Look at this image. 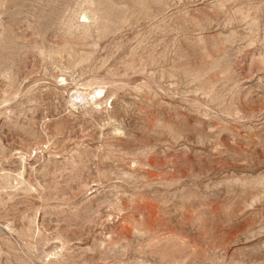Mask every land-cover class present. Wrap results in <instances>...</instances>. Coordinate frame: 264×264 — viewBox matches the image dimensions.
<instances>
[{"label":"rangeland","instance_id":"obj_1","mask_svg":"<svg viewBox=\"0 0 264 264\" xmlns=\"http://www.w3.org/2000/svg\"><path fill=\"white\" fill-rule=\"evenodd\" d=\"M0 264H264V0H0Z\"/></svg>","mask_w":264,"mask_h":264}]
</instances>
